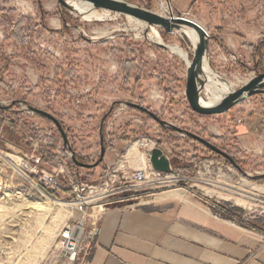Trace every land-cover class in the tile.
<instances>
[{"label":"rangeland","instance_id":"obj_1","mask_svg":"<svg viewBox=\"0 0 264 264\" xmlns=\"http://www.w3.org/2000/svg\"><path fill=\"white\" fill-rule=\"evenodd\" d=\"M125 1L159 16L165 11L163 4H169L173 17L199 22L209 36L207 66L235 90L264 73V0ZM93 11L102 14V10ZM140 27L115 13L105 21L88 22L56 0H0L2 137L25 153L47 138L49 130L62 143L55 126L28 108L46 111L60 122L81 163L96 162L102 147L105 153L115 152V162L102 168L99 164L95 179L107 168L144 169L150 153L160 150L170 164L165 174L178 181L143 189L127 207L151 205L159 200L155 196L178 190L205 202L218 218L264 234V192L251 187L264 186V92L223 114L193 112L185 93V63L148 40L145 35L150 29L143 34ZM153 27L165 45L182 50L191 61L193 48L186 36ZM60 69L66 77L60 76ZM69 72L74 78L68 77ZM199 95L204 97L202 89ZM127 103L148 109L169 128ZM170 126L208 141L234 166ZM135 143H139V155H128ZM79 173L77 180L93 175L83 168ZM23 185L14 178L0 193L5 264H69L60 258L57 239L62 224L71 218L67 198L60 195L54 200L56 194L39 198L29 186L16 193ZM30 203H40L43 209ZM101 212L89 209L87 215L92 221ZM72 217L81 216L73 212ZM87 220L85 227L90 224Z\"/></svg>","mask_w":264,"mask_h":264},{"label":"crops","instance_id":"obj_2","mask_svg":"<svg viewBox=\"0 0 264 264\" xmlns=\"http://www.w3.org/2000/svg\"><path fill=\"white\" fill-rule=\"evenodd\" d=\"M116 159L107 150L101 168ZM141 205L102 210L84 264H264V234L218 218L201 200L181 195ZM3 226L0 264H5Z\"/></svg>","mask_w":264,"mask_h":264},{"label":"built area","instance_id":"obj_3","mask_svg":"<svg viewBox=\"0 0 264 264\" xmlns=\"http://www.w3.org/2000/svg\"><path fill=\"white\" fill-rule=\"evenodd\" d=\"M166 5V17H173L170 5ZM2 133L0 130V193L5 192L6 182H13L16 178L24 184L22 188L18 186L15 189L16 193L23 192L25 186H29L39 198H49L48 194H56L54 200L60 195L67 198L66 206L71 211V218L62 224L57 239L60 258L69 264H84L93 249L98 233V217L91 221V215H87L89 209L93 212L94 209L129 206V203L140 197L143 189L160 184L169 186L178 181L174 175L154 170L149 162L144 169H134L131 172L125 168L111 171L107 168L94 183L82 178L77 180V175H81L80 168L74 167L72 152L63 142H57L50 130L47 138L32 144L34 150L30 153L7 142ZM5 148H8L9 153H17V156L5 154ZM64 193H69V196ZM73 212L81 217L74 219ZM86 219L90 224L85 227ZM85 241L86 244L82 246Z\"/></svg>","mask_w":264,"mask_h":264},{"label":"water","instance_id":"obj_4","mask_svg":"<svg viewBox=\"0 0 264 264\" xmlns=\"http://www.w3.org/2000/svg\"><path fill=\"white\" fill-rule=\"evenodd\" d=\"M56 1L59 5H62L64 7L67 6L64 0H56ZM86 1L91 2L93 4L94 9L106 10L113 13H119L121 15L130 16L137 20L143 21L148 25L162 28L164 32L167 34L173 33L175 31L181 32L187 28L195 32V34L197 35V44L194 47L191 62L189 66H187L186 87H185L186 98L189 107L193 112L202 116L223 114L228 110L232 109L240 102H243L245 99L253 95H256L260 92H264V73H262L253 77L249 82L245 83L238 90L232 91L228 96H226L223 102L220 103L219 105L213 107L201 106L198 99L199 88L197 87L198 84L199 86L203 85V82L201 81V79H199V74H200V69L202 67L203 59L205 58V52L208 46L209 36L206 30L199 23H196L192 20L182 17L170 16L169 18H166L162 16H157L155 14H152L151 12L143 10L135 5H132L126 2L125 0H86ZM162 47L166 48L165 46ZM126 106L146 113L159 125L166 126L169 128L168 124H166L164 121H161L155 114L150 112L148 109L132 103H127ZM0 110H5V107L0 105ZM28 111L49 120L58 131L65 147H67L71 151L67 135L63 130L60 122L53 115H51L46 111L36 109L33 107H29ZM170 128L174 131L182 133L183 135L193 139L194 141L206 147L208 150L224 157L230 163H233V161L224 152L213 146L208 141L202 139L201 137L193 133L186 132L184 130L176 129L173 126H170ZM71 152H72L71 160L75 166L83 169H90L98 166L102 162L105 154V149L103 147L101 148L100 156L98 160L93 164H84L77 161L74 152L73 151ZM149 162L154 170L162 173L169 172L170 169L169 161L167 160V158L163 156L160 150L155 149L150 153Z\"/></svg>","mask_w":264,"mask_h":264},{"label":"bare ground","instance_id":"obj_5","mask_svg":"<svg viewBox=\"0 0 264 264\" xmlns=\"http://www.w3.org/2000/svg\"><path fill=\"white\" fill-rule=\"evenodd\" d=\"M64 2L66 3V5L68 7L72 8L74 11L78 12L82 16L83 20L88 21V22L105 21V20H107V18L110 19V14L113 13L110 11L102 10V14H97L93 11V9H94L93 4L89 1H86V0H64ZM162 8L165 11L161 12L159 10L160 13L159 12L158 13L162 17H166L165 14L168 12L167 5L163 4ZM115 14H119V13H115ZM152 14H154V13H152ZM155 15H157V14H155ZM124 16H126V18L131 20V22L133 21V22L139 24L141 26L140 30L143 34H145L144 30L150 29V32L145 35L146 38H149L148 40H150L152 43H155L156 45L165 46L166 49L169 50L171 53L180 57L183 60V62L185 63L186 67L189 66L191 61H190V58L187 56V54L180 49L169 47L168 45H165L161 41V38L158 36L157 31L154 29V27L152 25H148L143 21L137 20V19L132 18V17L127 16V15H124ZM157 16H159V15H157ZM189 20H192L196 23H199L195 19H192V18H190ZM135 30H137V29H135ZM175 33H178V32L175 31ZM180 33H182L184 36L187 37V39L189 40V42L193 48V50H192V52H193L194 47L197 44V35L195 34V32L193 30L187 28V29H184L183 31H181ZM200 73L203 77V80H201V81L205 84L203 85L204 87L203 86L199 87V90L202 89V91L204 93V97H201V95H199L198 99H199L200 105L203 107H213V106L219 105L220 103L223 102V100L226 98V96H228L232 91L235 90L233 85H231L230 83H227V82H222L217 77V75H215L211 71V69L207 66V60L205 58L203 59L202 67L200 69ZM138 145H139V143L133 144L128 150V155H130V154H133L136 156L139 155L138 151H137ZM141 159H144L143 156H141ZM251 187L258 188L260 191L264 192V186H258L257 187L255 185H251ZM180 192L178 190H176V191L174 190V191H169L167 193L161 194L160 196L157 195L155 197H157L156 199L181 197ZM48 202H50V203L54 202L55 204L62 205L61 203H57V202L51 201V200H48ZM30 205L36 206L37 208H40V209H43V205L40 203H30Z\"/></svg>","mask_w":264,"mask_h":264},{"label":"trees","instance_id":"obj_6","mask_svg":"<svg viewBox=\"0 0 264 264\" xmlns=\"http://www.w3.org/2000/svg\"><path fill=\"white\" fill-rule=\"evenodd\" d=\"M130 64V63H129ZM125 65H127V64H125ZM133 69V68H132ZM60 76H62V77H66V76H64V74H63V70L62 69H60ZM68 77L69 78H74V75H73V72H69V75H68ZM38 116V115H37ZM39 117H41V116H39ZM43 118V117H42ZM19 144H20V142H19ZM77 159V158H76ZM77 161H78V159H77ZM80 162V161H79ZM231 165L232 166H234L232 163H231ZM99 166V165H98ZM98 166H96V167H93V168H90V169H87V171H88V173H92L93 175L92 176H90V177H83L82 179L84 180V181H86V182H96V179L94 178L96 175V172H97V170H98ZM74 167L76 168V169H78V167L77 166H75L74 165ZM101 175V174H100Z\"/></svg>","mask_w":264,"mask_h":264}]
</instances>
